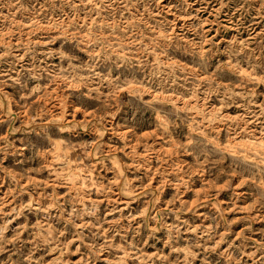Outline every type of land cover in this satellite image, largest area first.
Wrapping results in <instances>:
<instances>
[{
    "label": "rangeland",
    "instance_id": "obj_1",
    "mask_svg": "<svg viewBox=\"0 0 264 264\" xmlns=\"http://www.w3.org/2000/svg\"><path fill=\"white\" fill-rule=\"evenodd\" d=\"M0 264H264V0H0Z\"/></svg>",
    "mask_w": 264,
    "mask_h": 264
},
{
    "label": "bare ground",
    "instance_id": "obj_2",
    "mask_svg": "<svg viewBox=\"0 0 264 264\" xmlns=\"http://www.w3.org/2000/svg\"><path fill=\"white\" fill-rule=\"evenodd\" d=\"M130 87H131V85H130ZM248 136V135H247ZM254 137V136H253ZM256 137V136H255ZM263 143V142H262ZM242 146V145H241ZM256 147V146H255ZM69 154V153H68ZM74 178H75V176L73 177V179H71V184L73 185L74 183ZM88 185V184H87Z\"/></svg>",
    "mask_w": 264,
    "mask_h": 264
}]
</instances>
